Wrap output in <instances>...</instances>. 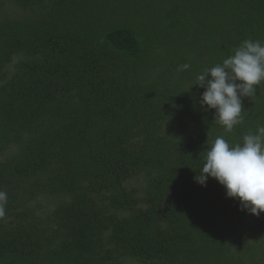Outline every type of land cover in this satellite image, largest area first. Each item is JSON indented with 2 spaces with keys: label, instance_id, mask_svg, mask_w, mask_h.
I'll list each match as a JSON object with an SVG mask.
<instances>
[{
  "label": "trees",
  "instance_id": "trees-1",
  "mask_svg": "<svg viewBox=\"0 0 264 264\" xmlns=\"http://www.w3.org/2000/svg\"><path fill=\"white\" fill-rule=\"evenodd\" d=\"M245 40L264 0H0V264H264V213L194 179L264 126V81L231 132L194 85Z\"/></svg>",
  "mask_w": 264,
  "mask_h": 264
},
{
  "label": "clouds",
  "instance_id": "clouds-1",
  "mask_svg": "<svg viewBox=\"0 0 264 264\" xmlns=\"http://www.w3.org/2000/svg\"><path fill=\"white\" fill-rule=\"evenodd\" d=\"M262 81L264 43L245 40L222 63L202 70L194 85L204 89L199 105L205 111L214 110L213 119L231 132L243 120L242 99L254 96ZM209 178L223 187L225 198L239 202V211L253 216L264 213V126L234 145L223 136L216 137L207 146L203 166L194 177L201 186ZM7 201L8 193L0 190V217L5 216Z\"/></svg>",
  "mask_w": 264,
  "mask_h": 264
}]
</instances>
